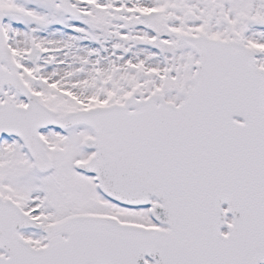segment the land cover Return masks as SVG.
<instances>
[{
    "label": "snow or ice",
    "instance_id": "obj_1",
    "mask_svg": "<svg viewBox=\"0 0 264 264\" xmlns=\"http://www.w3.org/2000/svg\"><path fill=\"white\" fill-rule=\"evenodd\" d=\"M0 264H264V0H0Z\"/></svg>",
    "mask_w": 264,
    "mask_h": 264
}]
</instances>
